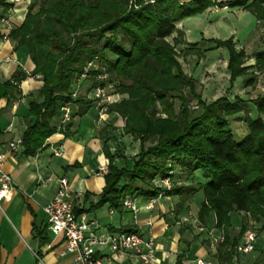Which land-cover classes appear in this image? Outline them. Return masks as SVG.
Returning <instances> with one entry per match:
<instances>
[{
    "label": "trees",
    "instance_id": "1",
    "mask_svg": "<svg viewBox=\"0 0 264 264\" xmlns=\"http://www.w3.org/2000/svg\"><path fill=\"white\" fill-rule=\"evenodd\" d=\"M154 1L41 0L37 12L31 5L24 23L11 31L9 39L16 50L28 49L35 69L30 75L17 72L5 84L16 88L34 76H40L43 82L29 105L30 122L22 138L24 155L35 157L57 133L69 136L72 122L65 130L58 128L61 108L73 101L72 93L86 66L96 64L101 69L88 73L121 80L117 93L127 98L110 104L107 113L124 119V133L140 142V151L131 168H119L115 165L117 155L105 142L103 152L109 162L108 172L104 175L105 187L93 208L109 205L113 210H121L129 196L187 198L202 191L204 200L198 221L207 226V220L214 215L215 229L223 238L217 248L219 264H235L236 247L247 226L242 225L239 233L231 236L232 214L243 213L254 222L263 223L264 231V91L252 101L258 117L237 118L248 127V134L239 141L230 118L239 114L246 102L236 99L232 103L223 96L206 103L197 94L196 81L184 72L179 61L176 47L184 44L182 34L177 33L172 43L169 38L178 23L210 8H242L264 22V0ZM11 7L8 0H0L4 13ZM124 37L130 40L129 47L123 42ZM87 39L93 46L88 45ZM209 41L229 53L231 91L238 79L248 75L247 57L236 49L233 39ZM100 42H104L102 48L94 46ZM105 52L114 55L115 60L107 61ZM258 63L260 69L264 68V59L259 58ZM253 84V80L247 82ZM98 85L106 87L107 83H94L92 89ZM186 91L202 109L198 117H192ZM170 98L180 100L178 113ZM73 103L89 110L94 100L78 98ZM148 142L153 145L147 148ZM176 167L187 179L201 173L207 181L199 186L176 185L172 181ZM158 178H170L172 188L156 187L154 182ZM80 213L76 209V214ZM34 231L41 234L35 224ZM124 233L138 232L133 229ZM259 255L264 257V247ZM183 259L184 254H179L176 264H183Z\"/></svg>",
    "mask_w": 264,
    "mask_h": 264
},
{
    "label": "crops",
    "instance_id": "2",
    "mask_svg": "<svg viewBox=\"0 0 264 264\" xmlns=\"http://www.w3.org/2000/svg\"><path fill=\"white\" fill-rule=\"evenodd\" d=\"M193 1L199 0H182V3ZM229 1L235 0H218L219 3ZM8 3L12 7L7 13L0 8V154L6 156L3 169L13 178L15 189L11 200L0 203V264L73 262L74 255L61 256L65 250L64 238L55 236L48 229L43 211V207L56 196L58 179L61 177H66L70 182L73 190L71 201L75 209L96 221L98 232H125L134 229L146 238H154L159 264H176L181 253L184 254L183 264H197L199 259L219 264L218 246L214 247L211 240V234L217 231L215 217L211 214L207 226L198 221L203 201L198 203L196 197L202 191L194 197L156 198L152 210L147 209L149 199L140 196V212L136 216L125 208L113 210L109 205L100 209L93 208L105 187V174L98 177L93 174L100 166H108V159L103 152L105 142L111 152L117 155L115 165L119 168L126 167L127 150L136 149L137 146L140 148L138 140L124 133L125 121L120 115L107 113L104 122L97 123L95 102L89 110L77 103L73 106L68 137L64 133L53 135L35 157L24 155V147L18 154L8 150L10 142L23 138L30 122L28 112L33 101L32 95L43 86L40 76L27 78L16 85V88L5 85L17 72L30 75L35 69L28 49L22 47L16 50L15 43L9 39L11 31L24 23L32 0H8ZM215 9L219 8H210L207 12ZM84 93L86 96L79 97L80 99L93 100L90 89H85ZM115 98L121 101L127 96L117 94ZM59 149L63 150L60 157L55 155ZM116 150L118 153H115ZM139 151L140 149L134 156ZM76 164L78 167H75ZM132 165L133 163L130 168ZM44 181H48V184L42 185ZM191 185H195L191 179L182 184ZM41 187L47 190L44 191ZM80 191L84 193L83 197L78 196ZM235 214L242 213H233L232 223ZM183 219H188V223H183ZM34 224L41 234L34 231ZM200 228L204 231H200ZM256 247L260 253L264 247V237H257ZM98 255L111 259V264H142L127 253H114L106 248L98 250Z\"/></svg>",
    "mask_w": 264,
    "mask_h": 264
},
{
    "label": "rangeland",
    "instance_id": "3",
    "mask_svg": "<svg viewBox=\"0 0 264 264\" xmlns=\"http://www.w3.org/2000/svg\"><path fill=\"white\" fill-rule=\"evenodd\" d=\"M146 1L150 3L155 2L154 0ZM40 5L41 0H32V9L34 12L39 10ZM182 22L183 23H178L176 25V32L169 38V41L172 43L177 33L182 34L184 44L178 45L176 51L179 53V61L181 62L184 72L197 83V94H199L206 103H211L223 96L229 98L232 103L236 102V99H241L246 102V105L242 106V111L230 118L232 129L236 134V139L241 141L243 137L248 134V127L246 123L238 121L237 118L248 115L256 119L258 113L252 101L264 91V68L260 69V64L258 63L259 58L264 59V22L257 21L252 14L247 13L241 8L230 9L228 7L211 10L205 14H198ZM120 38H122V34ZM212 39L223 41L233 39L236 49L243 51L247 57L245 66L249 67L248 75L238 79L234 89L231 91H229L230 74L227 70L229 53L227 49L216 48V46L209 41ZM86 41L89 46H93L88 39ZM123 42H125L127 47L131 45L130 40L125 37ZM103 44L104 42H100L98 45L94 46L102 48ZM105 53L107 61L115 60V56L110 52ZM93 69L100 70L101 68L96 66V64L91 67L86 66V78H81V81L76 83L77 87L79 84V97L86 96L84 95L85 89H92V80L97 84L106 82V93L108 95H117L121 80L116 76H97L87 72ZM99 77L102 78L101 82L97 81ZM249 80H253L254 84L247 85ZM125 83L131 84V81L125 80ZM185 94L190 102L189 106L193 112L192 117H198L202 113V109L197 107V101L190 96L188 91H186ZM170 102L178 113L181 107L180 100L178 98H170ZM152 145V142H148L146 147L148 148ZM138 149L140 148L137 146L136 149L130 148L127 150L128 154L126 156L128 162L125 164L127 168H130L133 163L135 158L134 155L138 152ZM115 153H118V151L116 150ZM59 161L63 160L59 159ZM95 171H93V173H95ZM174 174V178L172 179L174 184L182 185L187 181V178L182 175L179 167L175 168ZM191 180L198 186L199 184H205L207 181L201 173L195 175ZM41 189L44 191L47 190L45 187H41ZM203 200V193L198 194L196 201L199 203ZM238 215L235 214L233 216L232 225L234 228L231 230V236L238 234L241 226L246 225L247 229L254 232L258 238L262 239L264 237V231L262 229L263 223L254 222L249 216L243 213ZM212 236V244L214 247H217L222 241L221 233L214 231L211 234V237ZM258 252L259 250L249 256H236L235 264H254L255 262L264 264V257H260Z\"/></svg>",
    "mask_w": 264,
    "mask_h": 264
},
{
    "label": "built area",
    "instance_id": "4",
    "mask_svg": "<svg viewBox=\"0 0 264 264\" xmlns=\"http://www.w3.org/2000/svg\"><path fill=\"white\" fill-rule=\"evenodd\" d=\"M20 0H14L19 2ZM90 63L88 66H93ZM88 72V71H87ZM86 73L81 78H86ZM99 77L97 81L101 82ZM81 79L78 81L80 82ZM111 87V86H110ZM78 87L72 93V102L65 103L61 108V119L58 128L65 130L72 122L73 106L78 100L80 92ZM93 100L98 111L97 122H104V116L110 104L120 102L116 95H108L106 87L98 85L92 89ZM23 148L22 138H18L8 145V150L13 154H18ZM63 150L59 149L55 152L56 156H62ZM5 154H0V203L12 199L15 183L13 178L4 172ZM108 172V166H101L93 173L95 177L104 175ZM50 181V180H49ZM48 184V181L42 182V185ZM155 186L170 190L172 181L170 178H158L154 182ZM73 194L72 187L66 177L58 179V190L56 196L43 207L44 214L47 219L48 229L55 236H63L65 242V250L61 256L68 254L74 255L71 264H111V259L100 257L98 250L109 249L112 252H123L136 258L142 264H159L157 256V246L154 238H146L140 233H124V232H98L97 222L91 220L86 213L76 214V209L71 201ZM78 196L83 197L82 191L78 192ZM156 198L149 199L147 209H154ZM123 208L127 209L135 216L140 212V197L129 196L123 201ZM112 214L114 211L112 210ZM183 223H188V219H183ZM200 231H204L200 228ZM257 235L250 229H247L242 237L241 242L236 247L237 256H248L256 250ZM223 240V238H222ZM222 242V241H221ZM197 264H212L203 259L197 260Z\"/></svg>",
    "mask_w": 264,
    "mask_h": 264
}]
</instances>
